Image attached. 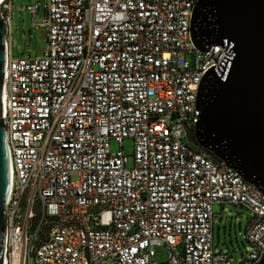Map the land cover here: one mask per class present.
Listing matches in <instances>:
<instances>
[{
    "label": "built area",
    "instance_id": "1",
    "mask_svg": "<svg viewBox=\"0 0 264 264\" xmlns=\"http://www.w3.org/2000/svg\"><path fill=\"white\" fill-rule=\"evenodd\" d=\"M45 1L44 54L15 58L12 0H0L6 264H155L160 246L164 264H259L264 194L191 140L203 77L234 58L227 42L193 45L198 0ZM215 204L251 213L240 261L215 250Z\"/></svg>",
    "mask_w": 264,
    "mask_h": 264
},
{
    "label": "water",
    "instance_id": "2",
    "mask_svg": "<svg viewBox=\"0 0 264 264\" xmlns=\"http://www.w3.org/2000/svg\"><path fill=\"white\" fill-rule=\"evenodd\" d=\"M200 52L232 44L234 58L225 75L212 69L202 79L194 140L264 194V0H198L190 24ZM5 23L0 17V264L5 204L10 190L4 141L2 83ZM223 85V87H222ZM259 264H264V258Z\"/></svg>",
    "mask_w": 264,
    "mask_h": 264
},
{
    "label": "rangeland",
    "instance_id": "3",
    "mask_svg": "<svg viewBox=\"0 0 264 264\" xmlns=\"http://www.w3.org/2000/svg\"><path fill=\"white\" fill-rule=\"evenodd\" d=\"M41 3V9L38 14L32 15L25 10L27 5ZM45 0H12L11 13V54L15 58L40 57L44 54L47 47V29L41 26L44 17ZM190 61V55H183ZM123 152L127 155V167H133L134 141L132 139H124L122 142ZM110 149L115 152L120 146L115 141H111ZM219 208H214L216 217L214 218L215 230V250L228 251L233 254L235 261H240L242 257L247 256V242L245 240L244 223L251 213L241 207L226 205L224 211L220 212ZM226 222V231L222 227L219 240V223L220 218ZM226 232V233H225ZM226 235V240L224 239ZM226 241V243H224ZM235 251H237L235 253ZM168 260V248L160 246L155 249L153 262L155 264H164Z\"/></svg>",
    "mask_w": 264,
    "mask_h": 264
},
{
    "label": "crops",
    "instance_id": "4",
    "mask_svg": "<svg viewBox=\"0 0 264 264\" xmlns=\"http://www.w3.org/2000/svg\"><path fill=\"white\" fill-rule=\"evenodd\" d=\"M215 207L219 208L221 210L220 212H222V211H224L226 205L215 204L214 207H213V210H214ZM229 207H231V206H229ZM214 214H215V217H216V212H214ZM222 227L225 229L224 231H226L227 224H226V222L223 221V218L221 217L220 218V223H219V228H218V230H219V240L218 241H220V232H221ZM244 229L246 230V222L244 223ZM213 230H215V224L213 226ZM224 239L226 240V235L225 234H224ZM214 241H215V238H214ZM224 243H226V241ZM214 245H215V242H214ZM221 251H223V250H221Z\"/></svg>",
    "mask_w": 264,
    "mask_h": 264
},
{
    "label": "trees",
    "instance_id": "5",
    "mask_svg": "<svg viewBox=\"0 0 264 264\" xmlns=\"http://www.w3.org/2000/svg\"><path fill=\"white\" fill-rule=\"evenodd\" d=\"M192 143L193 145L198 149V150H202L195 142L194 140V136L191 137ZM205 151V150H204ZM208 155H210V157H212L213 159L217 160L214 156L211 155V153H209L208 151H205Z\"/></svg>",
    "mask_w": 264,
    "mask_h": 264
},
{
    "label": "bare ground",
    "instance_id": "6",
    "mask_svg": "<svg viewBox=\"0 0 264 264\" xmlns=\"http://www.w3.org/2000/svg\"><path fill=\"white\" fill-rule=\"evenodd\" d=\"M2 264H6V261H5V257H4V255H3V257H2Z\"/></svg>",
    "mask_w": 264,
    "mask_h": 264
},
{
    "label": "snow or ice",
    "instance_id": "7",
    "mask_svg": "<svg viewBox=\"0 0 264 264\" xmlns=\"http://www.w3.org/2000/svg\"><path fill=\"white\" fill-rule=\"evenodd\" d=\"M165 58H167V57H165ZM222 87H223V85H222Z\"/></svg>",
    "mask_w": 264,
    "mask_h": 264
}]
</instances>
